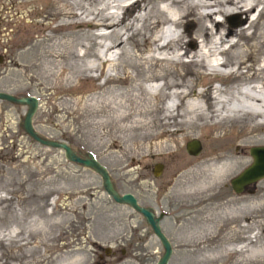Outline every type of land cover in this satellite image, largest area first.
<instances>
[{
    "label": "rangeland",
    "instance_id": "374dc122",
    "mask_svg": "<svg viewBox=\"0 0 264 264\" xmlns=\"http://www.w3.org/2000/svg\"><path fill=\"white\" fill-rule=\"evenodd\" d=\"M261 1L262 12L246 29L252 36L247 40L237 37L240 49L246 51L243 59L251 66V72H247L244 65L238 71H246L245 74L234 71L227 76L213 75L206 73L196 61L188 63L187 56L179 63L150 58L149 55L156 52H152L154 44L145 37L178 34L182 45L178 50L185 48L191 56L198 36L207 42L208 32H224L246 24L247 19L223 15L222 23L206 30L205 35L204 27L211 24L210 17L199 15L196 7H190L188 13L171 25L176 16L174 8L170 7L167 9L169 19L160 16V22L152 26L145 20L144 26L123 44L126 52H114L117 55L114 68L109 71L115 74L114 78L106 77L104 65L70 82L61 77L48 82L35 68L22 72L15 62L20 64L24 56L38 54L50 36L62 37L66 33L63 29H54L71 21L67 17L68 4L74 1L0 0V91L16 97L33 96L36 108L31 124L40 136L66 143L79 156L91 153L105 167L119 192L132 193L142 205L163 212L159 225L172 247L167 264L213 263V258L206 256L210 251L195 252L193 225H247V255L242 251L241 258H235L233 264H264V255L254 253L257 247L261 251L264 245V178L239 194L234 193L229 184L230 178L250 163L249 147L264 145V141H259L264 127L245 134L254 135L255 141L237 150L244 164L217 185L218 192L183 193L190 187L183 181L176 183L170 176L183 171L180 165L184 158L199 160L212 147L206 139L220 133L230 137L229 148L233 153L234 139L242 136L237 132L239 123H229L220 130L201 131L204 136L196 139L200 147L195 156L187 153L185 145L189 140H186L178 153L153 157L154 145L167 138L164 132V137L151 139L144 135L145 129L121 128L132 124V117L112 119L109 126L112 123L120 126L115 131L82 128V122L104 119L103 113H93L84 107V102L102 89H114L116 93L135 90L143 96L142 87L162 83L163 96L152 100L160 110L173 89L208 94L213 86L226 91L244 82L254 84L255 78L250 79V75L263 57L256 48L260 37H255L264 29L261 27L264 0ZM132 2L125 0L124 4ZM142 8L143 4L139 3L125 15L117 9L121 18L119 26L128 25ZM78 30V27L73 28V31ZM178 46L171 45L172 48ZM233 50L230 48L223 54L227 64L236 53ZM79 64L82 62L77 61ZM215 81L219 84L215 85ZM109 95L111 97L113 92ZM26 109V105L0 100V264H155L162 246L142 215L127 204L114 202L104 192L100 176L92 169L68 161L62 150L43 146L29 137L22 128ZM156 111L146 117H154V122H159L155 117L159 111ZM161 130L157 126L151 129L153 132ZM153 163L163 165L158 176L151 172ZM165 180L169 186L154 200L157 187ZM227 244L233 245L229 241Z\"/></svg>",
    "mask_w": 264,
    "mask_h": 264
},
{
    "label": "bare ground",
    "instance_id": "6f19581e",
    "mask_svg": "<svg viewBox=\"0 0 264 264\" xmlns=\"http://www.w3.org/2000/svg\"><path fill=\"white\" fill-rule=\"evenodd\" d=\"M72 1L74 3L68 4L69 11L67 12V17L71 21L62 23L54 29L60 28L66 33L62 37L50 36L47 39V44L41 48L38 54L24 56L22 60L19 59L20 64L15 62L20 66L22 72L35 68L48 82L59 77L65 82H70L105 65L106 77L114 78L115 74L109 73L114 68L117 56L114 52H126L123 44L133 32H137L144 26L145 20H148L149 26H152L160 22L158 19L160 16L169 19L167 9L173 7L176 17L174 21H171V25H174L178 19L188 13L190 7H196L199 15L210 17L211 24L207 23L205 24L207 27H204L205 35L207 34L206 30H211L213 26L222 23L220 17L223 15H238L239 20L246 17L245 22L248 26L242 23L238 27L226 29L224 32L210 31L207 42H203L198 36L196 50L191 56L187 55L188 50L185 48L181 51L178 50L182 46L178 34L168 32L167 35L166 33L161 34L153 39L145 37L154 44L152 52H156V54H150V58L179 63L187 56L188 63L198 62L206 70V73L227 76L237 71V74H245L246 71H238L246 65L245 59H243L246 51L240 49L242 47L238 44L237 37L247 40L252 36L251 33H246V29L263 8L261 0H188V3L185 0H133L130 5L124 4L125 0ZM139 3L143 4L142 12L128 25L119 26L121 18L117 12L110 10L120 9L121 13L123 12L125 15ZM247 13L249 17H247ZM75 27H78L79 30L73 31ZM261 27H264V24ZM255 37H260V40L257 41L258 45L255 46L260 49L259 53L263 54V57L250 75V79L255 78L254 84L250 83L252 81L244 82L237 87H230L231 89L226 91L218 86H213L208 94L202 92L197 94V92L179 88L173 89L168 92L167 101L160 107V110H157L152 100L164 93L161 89L162 83L156 84L154 87H142L144 97L135 90L117 91L116 93L114 89H102L97 95L88 98V101L85 100L84 107L93 113H103L104 119L100 118L95 122H82L80 126L85 129L105 130V132L115 131L116 127L120 126H116L115 123L109 126L112 119L132 117V124L122 125L121 128L145 129L144 135L151 139L164 137L162 132L167 135L164 141L161 140L162 142L154 145L155 151H153L154 148L151 151L154 157L159 154L178 153L183 141L197 139L203 135L201 131L207 128L220 130L229 123H239L240 127L237 132H240L239 134L242 136L234 139L235 150L233 153L229 148L232 144L228 141L230 137L224 133L210 135L206 139L208 145H212L210 150H207L203 157L196 161L188 160V157L184 158V163L180 165L183 171H180L179 175L177 172L174 176H170L175 179L176 183L177 180L183 181L187 187H190L183 193L218 192L217 185L244 164V158L239 156L237 150L239 151V148H245L247 143L255 141L254 135L245 136V134H250L256 128L264 127V29L261 28ZM173 43L179 46L172 48ZM230 48L234 49L233 51L236 53H231L233 58L227 64L223 54ZM77 61L82 64L77 65ZM245 68L247 72L252 71L249 65H246ZM22 88H27V86H22ZM111 92L113 95L110 97ZM189 92H192L193 95H190ZM119 101L121 104H118ZM156 110L159 111L158 115H155L159 122H154V117H146ZM155 126L162 130L151 131ZM259 141H264V133L260 135ZM179 155L184 157L180 153ZM190 155L195 156L197 153ZM190 183H192L191 186H188ZM254 253L264 255V245L261 251L257 247Z\"/></svg>",
    "mask_w": 264,
    "mask_h": 264
},
{
    "label": "water",
    "instance_id": "95a60500",
    "mask_svg": "<svg viewBox=\"0 0 264 264\" xmlns=\"http://www.w3.org/2000/svg\"><path fill=\"white\" fill-rule=\"evenodd\" d=\"M0 100H6L8 102H15L21 105H26L27 109L22 118V128L29 137L43 146L62 150L64 157L68 161L75 162L92 169L100 176L101 185L104 192L114 202L127 204L134 211L140 213L145 222L151 228L153 235L157 238L162 246V253L155 264H167L171 255L172 247L171 242L163 233L159 225V220L162 214H158L154 217L153 213L149 209L137 203L135 197L131 193H119L114 188L113 182L111 181V178L105 167L101 163H99L91 153H87L86 156H79L66 143L40 136L33 129L31 124V116L36 108V100L33 96L16 97L9 93L0 91ZM199 147V142L196 139L187 141L185 145L186 151L190 154L198 153ZM248 153L251 156L250 163L229 180L231 190L236 194L241 193L247 186L254 184L256 181L264 178V145L251 146L249 147ZM152 169L153 176H158L162 169V164L154 163Z\"/></svg>",
    "mask_w": 264,
    "mask_h": 264
},
{
    "label": "flooded vegetation",
    "instance_id": "af4514ba",
    "mask_svg": "<svg viewBox=\"0 0 264 264\" xmlns=\"http://www.w3.org/2000/svg\"><path fill=\"white\" fill-rule=\"evenodd\" d=\"M152 168L153 165L151 167V172L153 170ZM113 186L116 189L114 183ZM167 186H169L167 180L160 183V186L157 187L154 200L159 199L160 196L159 194H161V192L163 193L164 191L163 189H165ZM119 193H124V192H119ZM133 196L135 197L137 203L149 209L153 213L154 217L157 216L158 214H162L160 220L163 218L164 216L163 212L154 211L151 206L142 205L138 201L137 197L135 195ZM193 226H194V250L198 254L200 252H203L204 250L210 251L209 255L206 254V256L213 258L212 259L213 263L211 264H233L235 258L238 259L241 258L242 251L245 253V255H247V249L249 244L248 240L246 242V238L248 236H247V228H245V226L247 225H193ZM227 241H229V243L233 245L227 244L229 245L227 246L226 245ZM234 250H235L234 254H231L232 251Z\"/></svg>",
    "mask_w": 264,
    "mask_h": 264
}]
</instances>
